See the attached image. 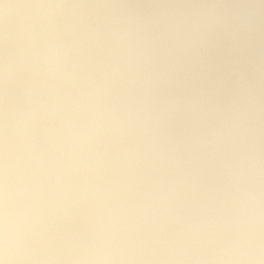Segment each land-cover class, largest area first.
I'll return each instance as SVG.
<instances>
[{
	"label": "clouds",
	"instance_id": "9594fccd",
	"mask_svg": "<svg viewBox=\"0 0 264 264\" xmlns=\"http://www.w3.org/2000/svg\"><path fill=\"white\" fill-rule=\"evenodd\" d=\"M0 264H264V0H0Z\"/></svg>",
	"mask_w": 264,
	"mask_h": 264
}]
</instances>
